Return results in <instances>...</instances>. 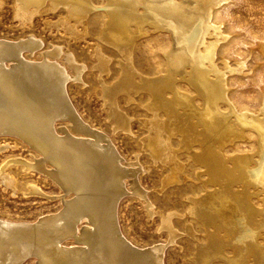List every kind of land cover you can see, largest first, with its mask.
Here are the masks:
<instances>
[{
  "label": "bare ground",
  "instance_id": "6f19581e",
  "mask_svg": "<svg viewBox=\"0 0 264 264\" xmlns=\"http://www.w3.org/2000/svg\"><path fill=\"white\" fill-rule=\"evenodd\" d=\"M222 1H11L21 32L0 36V136L28 159H8L0 181L38 193L37 173L58 186L59 205L32 220L0 210V264H164L170 247L190 264H264V107L241 109L231 94L229 74L246 64L230 68L219 51ZM48 13L64 46L33 31ZM87 37L86 53L70 45ZM83 87L102 100L98 128L72 104L69 89ZM115 133L135 143L130 155ZM151 171L152 195L141 185ZM124 197L158 216L151 239L121 224Z\"/></svg>",
  "mask_w": 264,
  "mask_h": 264
},
{
  "label": "rangeland",
  "instance_id": "374dc122",
  "mask_svg": "<svg viewBox=\"0 0 264 264\" xmlns=\"http://www.w3.org/2000/svg\"><path fill=\"white\" fill-rule=\"evenodd\" d=\"M11 1L12 0H0V36L8 35L7 37L12 40L13 38L19 37L21 26L20 23L13 18V11L11 8L13 2L11 3ZM94 1L96 4L102 2V0ZM58 19L59 17L57 13H48L37 16L33 21V31H35L34 33L36 36H41L44 44H51L50 47L52 48L53 45L54 47H57L58 45L64 46L63 44H66V41H64L63 36L68 37V35H65L62 31H58L56 28L49 29L46 27V23H55ZM214 21L216 24L222 25V28L227 36L226 39L223 40L219 51H223V53L226 54L231 63L230 68H234L236 65L240 67L241 65H238L239 62V64L244 62L247 65H244V68H246L242 71L231 72L229 74V82L232 85L231 94L236 99L241 109L250 108L252 110L259 111L264 107V0H223L214 14ZM92 44H94V42L90 37H87V39L77 40V42H75V40L70 41V45L73 49L78 47L79 51H81L79 53H86L88 50L86 48H88V45ZM158 53L160 54V51H158ZM221 61L222 59H220L219 55L218 63H221ZM73 90L69 89L70 98L72 97V104L75 108L77 107L76 109L78 110V113L82 114V116H85L86 118H90L92 116L90 119H94L93 121L94 124H96V128H98L100 121L104 124L105 121L103 120L106 116L102 100L99 99L100 97L98 98L93 91H88V87ZM85 91L88 92L86 93ZM133 125V132H138V123L135 121ZM114 136L115 139L113 140V143L115 142L114 146L117 150H119L118 152L130 155L129 153L132 152V147L135 146V143L131 144V140L127 141V139H129L127 135L115 133ZM20 141L25 143L22 140ZM132 142L134 141L132 140ZM21 147V145H17L9 137L0 136V174H6V176L10 174L7 171H5V173L3 172L4 163L7 161L12 159L18 161H21V159H28L26 153L28 147ZM242 149L251 150L253 149V146L248 144L242 147ZM127 151L128 153H126ZM33 177L37 182V184L34 182V186H36V188L38 187V193H36V191L33 192L32 189H28L29 191L24 190L25 193H19V191L14 190L13 187L4 186L0 181V210L7 208L12 213L27 220H32L34 214L39 211L44 212L39 216V218L54 213L55 210L53 208L56 209L59 205L57 203V199L55 198L58 194V186L55 185L54 182L49 181L44 183L43 181L37 180L40 178V175L37 173H34ZM157 178L158 175L154 171L147 173V175L145 173L141 178L142 187L150 193L151 190L157 188L155 183L158 180ZM152 193L153 191L151 192V195ZM167 197L171 198L172 202H176V200L179 199L177 194H168L165 195L164 198L166 199ZM164 198L162 199L165 200ZM163 200H161L162 203L164 202ZM136 201L137 200H130L128 197H124L120 201L119 211H121L120 215L122 218H120V222L122 225L127 224L126 226L127 228H130L129 232L132 236H135L145 242L151 239V236L156 235L157 231L155 230L158 228L159 218L158 216H150L149 218L144 216L146 214L142 211L138 201ZM186 244L187 243L184 240H182V242L180 240V246L184 245L182 247L185 248ZM180 246L177 245V247ZM143 247L144 246L141 248ZM177 249L176 247L166 249L164 264L191 263L190 261H187L188 259H186V257L188 258L187 253L184 254V251ZM30 259L31 258H28V260L26 259L19 264H29Z\"/></svg>",
  "mask_w": 264,
  "mask_h": 264
}]
</instances>
